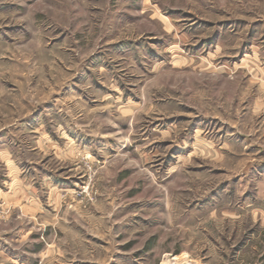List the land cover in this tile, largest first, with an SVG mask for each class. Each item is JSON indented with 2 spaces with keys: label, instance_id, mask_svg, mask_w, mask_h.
<instances>
[{
  "label": "rangeland",
  "instance_id": "374dc122",
  "mask_svg": "<svg viewBox=\"0 0 264 264\" xmlns=\"http://www.w3.org/2000/svg\"><path fill=\"white\" fill-rule=\"evenodd\" d=\"M164 261L264 264V0H0V264Z\"/></svg>",
  "mask_w": 264,
  "mask_h": 264
},
{
  "label": "bare ground",
  "instance_id": "6f19581e",
  "mask_svg": "<svg viewBox=\"0 0 264 264\" xmlns=\"http://www.w3.org/2000/svg\"><path fill=\"white\" fill-rule=\"evenodd\" d=\"M167 259H168V258H167ZM171 259H172V258H171ZM164 260H165V259H164ZM172 260H173V259H172ZM168 261H169V260H168ZM168 261H167V263H169ZM171 262H172V261H171ZM171 262H170V263H171ZM163 264H165V261H164V263H163Z\"/></svg>",
  "mask_w": 264,
  "mask_h": 264
}]
</instances>
